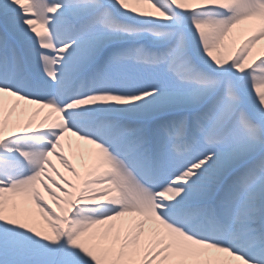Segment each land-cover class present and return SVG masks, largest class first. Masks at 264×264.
<instances>
[{"label": "snow or ice", "instance_id": "6c2138e0", "mask_svg": "<svg viewBox=\"0 0 264 264\" xmlns=\"http://www.w3.org/2000/svg\"><path fill=\"white\" fill-rule=\"evenodd\" d=\"M0 264H264V0H0Z\"/></svg>", "mask_w": 264, "mask_h": 264}, {"label": "bare ground", "instance_id": "6f19581e", "mask_svg": "<svg viewBox=\"0 0 264 264\" xmlns=\"http://www.w3.org/2000/svg\"><path fill=\"white\" fill-rule=\"evenodd\" d=\"M21 106L24 107L23 102H20ZM29 107H35V106H29ZM57 164V167L60 168L61 171H64L63 168L59 165L58 161H54ZM81 172H83V169H80Z\"/></svg>", "mask_w": 264, "mask_h": 264}, {"label": "rangeland", "instance_id": "374dc122", "mask_svg": "<svg viewBox=\"0 0 264 264\" xmlns=\"http://www.w3.org/2000/svg\"><path fill=\"white\" fill-rule=\"evenodd\" d=\"M243 37H241V39H242ZM237 43H239V40L237 41Z\"/></svg>", "mask_w": 264, "mask_h": 264}]
</instances>
